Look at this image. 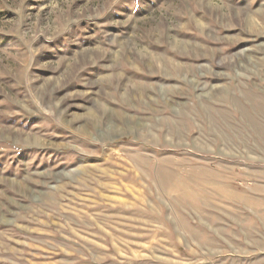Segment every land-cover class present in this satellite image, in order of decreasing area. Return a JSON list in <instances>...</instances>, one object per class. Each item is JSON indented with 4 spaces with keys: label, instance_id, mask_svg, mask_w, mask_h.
<instances>
[{
    "label": "rangeland",
    "instance_id": "obj_1",
    "mask_svg": "<svg viewBox=\"0 0 264 264\" xmlns=\"http://www.w3.org/2000/svg\"><path fill=\"white\" fill-rule=\"evenodd\" d=\"M0 264H264V0H0Z\"/></svg>",
    "mask_w": 264,
    "mask_h": 264
}]
</instances>
